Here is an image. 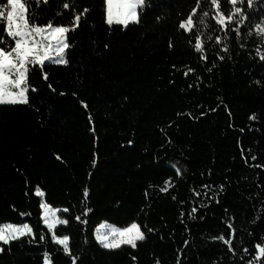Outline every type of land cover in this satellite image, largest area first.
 <instances>
[{"label":"trees","instance_id":"16d2710c","mask_svg":"<svg viewBox=\"0 0 264 264\" xmlns=\"http://www.w3.org/2000/svg\"><path fill=\"white\" fill-rule=\"evenodd\" d=\"M65 2L31 0V10L34 22L65 26L89 10L69 33L67 63H47V80L37 67L28 79L39 91L0 106V223L34 232L32 243L0 244V264H43L45 251L52 264L254 261L264 245V46L254 28L264 0L251 9L238 0L247 13L239 35L211 19L208 29L179 28L194 7V20L214 14L210 2L149 0L127 26L105 22L104 0ZM232 7L220 0L224 14ZM41 203L67 220L53 232L70 237L71 256L52 241ZM103 222H135L145 239L105 249L95 239Z\"/></svg>","mask_w":264,"mask_h":264},{"label":"snow or ice","instance_id":"6c2138e0","mask_svg":"<svg viewBox=\"0 0 264 264\" xmlns=\"http://www.w3.org/2000/svg\"><path fill=\"white\" fill-rule=\"evenodd\" d=\"M209 2L210 8L215 10L214 14L210 15L209 11H204L200 14L198 21L194 20V14L198 10L194 7L189 17L180 22L179 28L188 32L194 23H198L204 29H208L210 27L208 20L211 19L225 31L235 25L234 30L239 35L240 26L245 24L247 13L241 7L236 6L238 0H229V4L233 7L228 14H224L221 10L220 0H197V5L199 7V5ZM246 2L249 9L255 5V0H246ZM36 3L37 8L41 4L47 7L49 0H36ZM77 6V0H66L63 9L74 10ZM104 6L107 24L115 23L127 26L130 22L138 23L140 13L145 8L151 7V4L149 0H104ZM88 11V9H84L83 12L76 13L73 16L72 25L65 26L55 25L51 21L47 24L34 22L33 17L36 20L41 19V17L37 12L31 10V0H6V5L0 6V22L6 20L5 36H0V106L27 103V93L39 91L30 85L28 79L30 74L36 72L37 67L42 72L43 79L47 80L48 73L43 71L47 63H67L65 50L70 47L68 43L71 38L69 33L78 28L81 18ZM62 14L59 13L61 16ZM254 28L257 36L262 38V46H264V19L257 23ZM203 35V33H199L195 36V48L198 51L202 48ZM215 40L220 43L221 37L217 36ZM223 50H228L227 43L223 45ZM258 55L261 60H264V53H260L258 50ZM219 58L223 59L222 56ZM87 192L88 190L85 189V196H87ZM36 194L41 195L42 193L37 189ZM40 206L45 209L42 213V219L49 233H52V241L62 247L64 254L71 256L70 237L68 235L58 236L53 232L57 225H66L67 220L60 219L57 211L49 205L41 203ZM64 211L67 212L68 209H64ZM89 211L90 209L85 207L84 214L86 215ZM24 215L25 213H21V216ZM75 219L81 223H86L80 216L75 217ZM105 228L106 231H104ZM32 237H34V232L28 223H0V244L9 245L21 238H28L29 243H32ZM95 239L105 249H117L122 245L136 248L137 241L145 239V236L138 224L133 222L126 227L102 224L95 231ZM218 239L225 240L223 236L218 237ZM40 240L44 241L45 236L41 235ZM225 242L230 243L229 241ZM0 251L3 249L0 248ZM262 257H264V245L257 244L256 257L249 264H264V260L260 259ZM43 258V264H52L51 255L47 251L43 253ZM73 264H77L76 257H73Z\"/></svg>","mask_w":264,"mask_h":264},{"label":"rangeland","instance_id":"374dc122","mask_svg":"<svg viewBox=\"0 0 264 264\" xmlns=\"http://www.w3.org/2000/svg\"><path fill=\"white\" fill-rule=\"evenodd\" d=\"M130 23H133V22H130ZM130 23H129V24H130ZM44 204H45V203H44ZM41 210H42V213L45 211V209H42V208H41ZM55 210L57 211V215H58V210H57V209H55ZM41 216H42V214H41ZM102 224H104V225H108V226H114V225H111V224H108V223H105V222L101 223L100 225H102ZM44 225H45V224H44ZM100 225H99V226H100ZM45 226H46V225H45ZM46 227H47V226H46ZM96 229H97V228H96ZM106 230H107V229L105 228L104 231H106ZM95 231H96V230H95Z\"/></svg>","mask_w":264,"mask_h":264}]
</instances>
